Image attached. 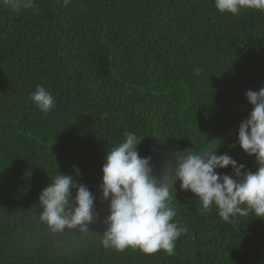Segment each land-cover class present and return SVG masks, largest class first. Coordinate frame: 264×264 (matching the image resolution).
<instances>
[{"label":"trees","instance_id":"1","mask_svg":"<svg viewBox=\"0 0 264 264\" xmlns=\"http://www.w3.org/2000/svg\"><path fill=\"white\" fill-rule=\"evenodd\" d=\"M38 85L55 98L47 114L29 100ZM262 86L259 10L222 14L215 0H34L17 12L0 0V264H264V220L226 223L179 183L170 187L174 221L187 232L171 256L105 249L99 200L101 221L87 236L51 233L38 216L59 170L99 197L106 150L125 131L145 137L139 152L164 175L172 154L217 137L218 154L255 171V158L232 145L252 109L245 92Z\"/></svg>","mask_w":264,"mask_h":264},{"label":"clouds","instance_id":"2","mask_svg":"<svg viewBox=\"0 0 264 264\" xmlns=\"http://www.w3.org/2000/svg\"><path fill=\"white\" fill-rule=\"evenodd\" d=\"M3 3L17 12L34 6V0H3ZM215 8L234 16L242 9L264 12V0H215ZM201 71L199 67L194 69L196 75ZM245 97L252 109L240 122L232 146L238 144L244 153L255 158V171L228 153L218 154L223 141L217 137L210 138L214 144L199 150L180 151L184 154L179 156L172 154L175 166L164 175L157 171L151 156H141L139 146L145 137L125 131L124 139L106 150L100 196L94 195L86 184L77 183L73 175L59 170L39 195L43 209L38 214L39 221L54 234L70 230L87 236L94 231L90 225L101 221L99 200L101 204L107 203L101 221L105 230L100 233V243L105 249L122 252L133 248L148 255L160 251L175 255L177 239L187 232V228L174 221L176 210L170 187L176 188L177 183L180 191H191L199 198L202 210L215 206L226 223L234 224L238 216L249 214L264 220V86L258 91L247 90ZM29 100L45 114L55 107V98L42 85L36 87ZM229 166L231 174L218 171Z\"/></svg>","mask_w":264,"mask_h":264}]
</instances>
